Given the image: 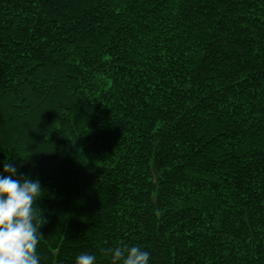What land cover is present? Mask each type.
Returning <instances> with one entry per match:
<instances>
[{"label":"trees","instance_id":"1","mask_svg":"<svg viewBox=\"0 0 264 264\" xmlns=\"http://www.w3.org/2000/svg\"><path fill=\"white\" fill-rule=\"evenodd\" d=\"M5 163L40 264H264V0H0Z\"/></svg>","mask_w":264,"mask_h":264},{"label":"clouds","instance_id":"2","mask_svg":"<svg viewBox=\"0 0 264 264\" xmlns=\"http://www.w3.org/2000/svg\"><path fill=\"white\" fill-rule=\"evenodd\" d=\"M16 172V168L5 163L0 173V264H40L39 229L45 220L37 201L43 191L39 181L13 178ZM101 251L111 254V264H148L150 259V254L138 246ZM95 261V255L82 253L75 264H95Z\"/></svg>","mask_w":264,"mask_h":264}]
</instances>
